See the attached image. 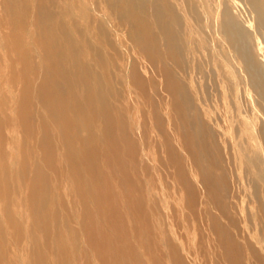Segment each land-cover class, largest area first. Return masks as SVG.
Instances as JSON below:
<instances>
[{
    "label": "bare ground",
    "instance_id": "bare-ground-1",
    "mask_svg": "<svg viewBox=\"0 0 264 264\" xmlns=\"http://www.w3.org/2000/svg\"><path fill=\"white\" fill-rule=\"evenodd\" d=\"M0 264H264V0H0Z\"/></svg>",
    "mask_w": 264,
    "mask_h": 264
}]
</instances>
